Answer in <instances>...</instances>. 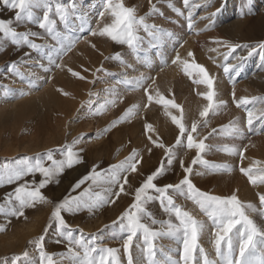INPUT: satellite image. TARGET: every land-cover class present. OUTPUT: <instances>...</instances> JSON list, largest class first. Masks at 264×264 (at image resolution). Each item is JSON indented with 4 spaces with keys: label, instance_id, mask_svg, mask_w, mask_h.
I'll list each match as a JSON object with an SVG mask.
<instances>
[{
    "label": "rangeland",
    "instance_id": "1",
    "mask_svg": "<svg viewBox=\"0 0 264 264\" xmlns=\"http://www.w3.org/2000/svg\"><path fill=\"white\" fill-rule=\"evenodd\" d=\"M174 1L124 0L125 6L136 8L138 16H146L148 23H154L164 30L160 36L162 40L161 42L165 44L169 42L170 44L168 50L163 53L161 58L163 67H167V63L170 62V60L172 61L175 59L176 53L179 52L181 59L188 60L189 62L195 60L196 63L202 64L209 71L210 67L207 65V62L212 56L211 49H219L223 47L222 51H227L226 47L217 45L213 41L223 40L241 45L255 44L264 41V0H238V16L232 18V20L238 19L239 23L233 38L220 33L215 24L216 21L214 20L212 21L210 28L206 27L208 24L207 21L202 22L195 20L193 27L189 29L186 21L188 9L184 8L180 3L181 0H177L179 2H176V0ZM56 2L57 0H51L53 6V18L57 19V30L61 32L62 36L66 37L64 44H69L75 41L74 46L57 60V63L62 64V68H56L53 66L51 72H45L35 64V61H40L45 67L49 66L47 58L44 57V52L37 54L35 50L28 48L26 45H13L10 38L6 39L0 34V86H2L0 87V111L4 109V104L14 103L15 105H18L21 102L30 99L32 96H36L42 92L44 87L49 85H53L55 89H57L56 91L61 92L59 95L62 98L67 97L72 93L71 89L74 83L79 81V78L72 76L69 69L74 72H81L83 69V63L79 62L77 57L81 54L83 55H80L81 58L83 57L82 59L87 58V52H85V50L88 46H90L88 48H95L94 50L92 49L94 53H101V46H98L97 44V36H92L87 29L89 27H97V23L100 20L98 13L103 9V0H95L92 5L90 4L91 0H88V5H86L87 8L84 10L82 8L85 3L84 0H59V2L66 5L72 2L76 3L78 11L75 15L70 16L67 26L61 24L58 17L55 16L54 10ZM169 4L180 8L184 12V16H179L175 13L174 9L168 6ZM152 5H155L158 11L153 12ZM217 7H222L223 9L225 3L222 5V2L219 0V3L215 8ZM34 11L37 16L42 18L44 11L43 7L35 9ZM89 11L90 13L93 11L95 14L93 16L85 17L86 13ZM9 18L14 19V11L0 3V19ZM104 22H110V17H106L101 24ZM173 22L176 24L179 23V28L174 30L171 29ZM13 26L17 27L18 31L31 30L37 32L39 34L37 37H30L34 43L55 44L57 48L60 47L59 44H56V41L52 40L49 33L40 29L35 23L27 20L22 22L14 21ZM168 32H172L173 36L175 35L173 39L171 36L172 40L169 39L170 36L167 35ZM141 34L145 36V39H149L145 33L142 32ZM99 38H101L103 44H110L111 40L107 37ZM147 40H144L140 50L136 53H133L126 45H119L111 41V46L115 51L113 50V53L110 51L111 53H109V55L114 57L117 52H120L121 60L124 64L126 61L131 60L132 57L137 58L139 56L143 58L146 54V49L149 48L151 51L158 49L156 44L154 47L150 45ZM200 40L204 41V46L201 45L202 47H196V42ZM189 52L193 53L192 57L188 56ZM29 53H31V55H29ZM257 54L261 56L259 52ZM164 55L167 57H164ZM235 55H246V50L238 48L236 52L233 53V56ZM41 57L44 58L41 59ZM231 59L232 58L230 57V60ZM12 62L16 63L18 71L25 74L26 78L24 80L8 71ZM110 62L109 68L105 75L102 76L103 83L96 93V99L90 106L88 114L93 112L97 113L96 110L106 101L115 100L116 102L115 104H111L112 108L105 113L106 116L109 115L107 118L98 120L99 117H97V119H83L81 121L82 127L77 132V138L81 139L79 142L72 143L70 146H72L75 151L80 152L84 162L75 165L70 169L66 168L53 183L42 190L47 197L51 198L53 203L62 200L64 196L78 195L84 187H88L92 183L90 180L86 181L85 184L81 186V189H78L75 192L73 191V186L83 176L88 174L95 165L98 164L99 167L97 171L102 172L110 165L118 164L131 155L133 149L140 153V164L138 167L140 168V172L143 173V175L136 173L129 174V182L133 189L139 186V184L143 182V179L159 167L162 162L166 165L165 149L156 147V144L163 143L166 148H173L176 154L174 163L170 168H167L164 179H157L156 183L159 185L166 182L178 183L184 175L180 167V160L184 161L185 166H189L192 159L196 156L195 150L187 149L186 138H184L183 144L178 145L176 144V138L178 136L174 137V139L167 134L172 133L174 130L179 133L177 126L172 123V116H182L183 122L187 128H190L192 124L191 122L200 116V111H202L203 107L207 104V101L202 95H200V93L207 91L206 86L194 84L193 81L183 73L182 67L176 65L170 68L173 74L171 75V79H168L172 82H179L181 79L186 78L188 83L187 86L183 87L182 92L179 94L181 97L177 99L176 95L172 99L176 104L181 106L183 109L182 114L179 109L170 106L166 109L164 105L156 104L154 102L155 99H153L152 102H149V95L155 98L157 92H159L168 99L167 95H164V92L172 90L171 87L165 83H163V88L160 85V87L157 88L158 83L155 82L156 80L153 83L155 77L151 72H147L148 74L146 76H150L152 79L148 80L146 84H139L141 87H139V85H127L121 82L124 79V75L126 74L128 78H136L135 74L130 76L128 74V67H124L121 64V61L113 59L110 60ZM214 65L215 68H219L218 61H216ZM29 73L32 74L31 84L36 85L35 87H32L28 82ZM37 76L41 79L43 85H41L40 82H35V77ZM53 77L54 79H57L56 82H52ZM137 78H139V76H137ZM228 80L224 84V88H226V90L233 88L236 99L241 97L251 98L253 96H264V76L261 79L255 80L254 84L245 83L240 92H237V89L234 88L236 82L230 79ZM119 83L122 84L121 87H118L117 84ZM112 86H115L114 92L109 91ZM6 89L11 90L10 94L7 96H5ZM145 89H147V91H145ZM20 91H24L27 94L20 96ZM232 93L233 92H227V94L221 96L220 99L226 101V105L212 111L214 113L212 118L218 121L214 127L221 131L223 126L228 125L232 121L238 120V126L243 129V137L233 138V136H230L229 134L225 137H219L216 135H210L205 138L194 137L196 140L204 139L206 145L209 146L203 154L204 159L215 164H229L231 170H221L216 172L206 168L204 165L198 164L193 166L194 172L190 178H192L197 187L203 191H209L216 195H230L233 192H236L244 203L247 204L250 202L258 207L259 199L257 193L264 192V185L253 186L239 169L241 167L252 166L256 162H259L261 166H264V126H261L255 121L253 129L249 130L246 123L247 113L244 108L236 107L233 102ZM134 106L133 114L125 120H120V117L123 116L129 108H133ZM247 107L260 108L264 107V104L257 102L255 105L249 104ZM5 108L7 109L8 107ZM233 109L238 110V113H240L238 118L235 120L231 118L226 119L223 114H227ZM43 111L38 115L25 117L18 122L12 119H9L5 123L0 122V178L6 173V169L4 168L5 164H8L10 167H15L16 161L25 157L30 158L31 162L34 163L38 155L40 158L44 159L46 164H50V162L46 160V152L50 149L55 150L66 145L65 142L62 143L59 140L58 129H61V127L58 128L57 126L61 121L59 119L57 121L55 120L54 112L52 114L50 111L46 110L44 111L45 113H43ZM114 121L119 122L113 126ZM147 124L152 125L153 130L151 132L146 129ZM105 129H108V131H105ZM39 138H41V140ZM36 139L41 142L45 139L46 145L29 153L22 149L15 153L7 152L8 149H14L16 146L20 145L22 140H31L34 142ZM104 141L113 142L115 144V148L110 149L113 150L111 153L112 155L108 151H103L99 154H87V149H91L95 145H99ZM153 141H155V143H153ZM226 145L228 147L236 145L240 151H243V160H241L238 153L230 155L224 152L223 149ZM121 146L124 148V153L121 158L116 159L113 157L114 152ZM149 148L151 149V152L148 151ZM82 149L83 151H81ZM54 155L57 159L61 158L59 152H55ZM257 166L258 164L255 166V169L259 168ZM196 172L203 174L196 175ZM25 179L31 180L32 177L29 176ZM36 179L39 180L40 177L37 176ZM16 186V184L5 185L3 184L2 179H0V205H4L5 207V210L0 212V243L8 240L11 236L18 235L24 237V242L22 249H20L21 251H19L21 254L19 253L17 255L18 251H13L12 253V251L9 250L0 253V264H4L5 258H7V264H11L12 258L17 256L21 257L18 264H41L39 251L33 242L39 239L41 235H45L44 230L48 226L51 211L53 210V204H37L34 208L25 209L23 216L12 215L10 211L12 206L6 203L4 196L6 193L11 192ZM94 188L96 191H102V187L94 186ZM125 188L126 191H128L127 185ZM114 191H118V188L114 189ZM171 194L174 195L178 205L185 210L192 212L196 218L205 220L206 227L202 232L201 237L202 235L210 236L213 230V225L211 224V221H208L203 213L200 212L199 207L194 205L191 201L186 200L184 197L175 193ZM132 199V195L122 194L121 198L116 200V203L114 204L109 203L93 211L81 210L79 214L75 215H64L70 227L77 230L74 232V235L79 236L81 231L86 237H90L91 234H97L99 237L97 246L120 248L119 258L122 264H127V257L122 248V240L125 238L126 233H121L118 225H113L112 222L118 219L121 213L132 202ZM16 207H18V205H16ZM147 208L153 213L154 218L157 220L167 219V215L162 212L160 205L157 202L149 203ZM253 215V219H255V213H253ZM259 226L264 228V221ZM155 227H159V225ZM57 239L63 238L56 235L55 226L53 225V227L47 232L45 240L43 241L45 250L48 254L53 255L54 264H69V261L62 260V257L60 256V253L65 251L66 244L56 243ZM156 244L158 260H164L165 253L171 255L173 259H179L181 241L176 237H158ZM143 247L142 240L138 237L134 240L132 254L134 260L145 261L146 264L145 254L142 251ZM161 248L163 249V252L160 251ZM204 248L207 252L209 251L206 247ZM25 251L28 252L26 258L23 256ZM262 252H264V245L258 243L257 250L251 257L253 264H260ZM94 255L98 258V253ZM208 255L210 259H215V254L211 253L210 255L208 253Z\"/></svg>",
    "mask_w": 264,
    "mask_h": 264
},
{
    "label": "snow or ice",
    "instance_id": "2",
    "mask_svg": "<svg viewBox=\"0 0 264 264\" xmlns=\"http://www.w3.org/2000/svg\"><path fill=\"white\" fill-rule=\"evenodd\" d=\"M222 5L225 0H221ZM4 6L14 11V19H0V34L6 39L11 40L13 45H26L28 48L35 50L37 54L44 52V57L47 58L48 67H45L40 61H35V64L45 72H51L52 67L62 68V64L57 63V60L63 54H66L75 44V41L64 44L66 37L62 36L61 32L57 30V19L53 18V6L51 0H0ZM184 8L188 9L186 21L187 27L191 29L197 17L194 10L203 7L206 15L198 17L201 21H207L206 27H211V23L221 11L222 7L215 8L214 11H208L212 7L210 0H201L200 3L191 4L190 0H183ZM173 8L179 16H184V12L172 4L168 5ZM43 7L44 11L42 18L37 16L35 9ZM55 16L61 24L67 26L70 16L77 13L76 3L72 2L64 4L55 3ZM152 11L156 12L158 9L152 5ZM98 16L100 20L96 28L89 27L87 31L92 36L107 37L112 42L119 45H126L133 53L140 50L147 35L148 43L156 46L155 42L160 40L161 34L164 30L157 25L148 23L147 17L144 15H137L135 7L125 6L124 0H103V9L99 11ZM106 17H110V22H104ZM29 21L38 25L40 29L45 30L51 35L52 40L56 41L60 47L55 44H37L34 43L30 37H37L39 34L35 31L26 30L18 31L14 27L15 22ZM83 30V29H82ZM172 36V32L167 33ZM217 45H222L227 48V52L223 53L224 63L220 66L223 68V73L231 78L233 73H239L244 67L246 61L258 52L261 54V59L264 60V41L255 44H238L223 40L213 41ZM238 48L246 50V55H235ZM213 52L218 51V48L211 49ZM163 55V52H159ZM31 55V53H29ZM189 57L193 56L192 52L188 53ZM44 57H41L43 59ZM230 57L232 58L230 60ZM115 59L121 61L124 67L130 65L124 64L121 60V53L117 52L114 57H106V59ZM148 64L147 61L144 62ZM172 64L182 67L183 73L193 81L196 85L206 86L207 91L200 93L207 101V104L200 111V117H207L210 111H215L226 105V101L219 98L218 91L214 87L216 77L210 75L208 70L195 60L189 62L181 59L179 52L176 53L175 59L171 61ZM8 71L14 73L16 76L24 80L25 74L17 70V65L12 62ZM102 71V69H97ZM72 76L79 79H85L79 72H74L69 69ZM95 75V73H94ZM32 74H28V82L32 87L36 85L31 84ZM35 79H39L35 77ZM152 77L145 76L143 73L139 78H128L125 74L121 81L127 85L146 84ZM154 83V80H153ZM2 87V86H0ZM109 91L114 92L115 86H112ZM147 91V89H145ZM10 89H6L5 96L9 95ZM27 93L20 91L19 95L24 96ZM93 93H89L91 97ZM233 102L236 107L244 108L247 113V126L249 130L253 129L255 121H260L264 125V107L248 108L249 104L255 105L257 102L264 104V96L256 97H241L235 98L233 91ZM155 99L156 104H162L167 109L169 106L179 109L183 114V109L174 100H168L159 92L156 97L149 95L148 100L152 102ZM90 102V101H89ZM115 100L106 101L102 103L96 110L97 113L105 108L107 104H115ZM134 108H129L120 120L129 118L134 111ZM172 123L179 129L180 135L176 138V144H183L186 138V147L190 150H195L196 156L192 159L189 166L184 165V161L180 160V167L184 173L183 178L178 183L166 182L162 185L156 183L157 179H164L167 168H170L175 159V151L173 148H166L163 143L156 144V147L165 149L166 165L162 162L159 167L146 176L139 186L132 188L129 182V174L136 173L143 175L140 172L138 165L140 164V153L135 149L132 150L131 155L126 157L118 164H112L102 172L97 171L99 165H95L88 174L83 176L74 186L73 191L81 189V186L86 181L92 183L88 187H84L78 195L64 196L62 200L53 203L51 198L47 197L42 190L53 183L56 178L62 174L66 168H72L75 165L84 162L80 152L74 150L72 146L65 145L55 150H48L45 154L46 160L50 164H46L44 159L38 155L35 162L25 157L16 161L15 167H10L8 164L4 165L6 169L5 175L0 178L5 185L16 184L17 186L9 193H6L4 200L8 205H11L10 211L12 215L23 216L25 209L34 208L37 204H53L50 220L48 226L45 228V235H41L39 239L34 241L36 248L39 251V259L41 264H54L53 255L48 254L45 250L43 241L46 234L55 226V233L58 237L56 243H65L66 249L60 253L62 260L69 261V264H122L119 258L120 248L118 247H98L97 241L99 239L97 234H91L86 237L81 231L79 236L74 235L76 229H72L65 218L64 214L75 215L79 214L81 210L93 211L109 203H116V200L121 198V195H132V202L121 213L117 220L113 221V225H118L121 233H126L122 240V248L127 257V264H145V261L134 260L132 248L134 240L141 238L143 244V253L145 254L146 264H253L251 259L252 254L257 250V244L264 245V228L260 227L255 219L253 213L257 211V206L253 203H244L236 192L230 195H216L209 191H203L190 178L193 175L195 165H204L206 168L219 172L221 170L230 171L229 164H215L203 158V154L209 147L206 145L204 139L196 140L193 133L197 132L201 121H193L190 128L185 126L182 116H172ZM119 121H114L113 126ZM207 124V121H203ZM146 129L151 132L153 130L151 124L146 125ZM108 131V129H105ZM216 129H213L215 132ZM221 131L228 133L233 138H242L243 129L238 126V120L232 121L228 125L222 127ZM211 135V133L209 134ZM81 138H77L79 142ZM151 139V138H150ZM155 143V141H153ZM83 151V149L81 150ZM151 152V149H148ZM228 154H239L241 160L244 158V152L233 145H227L223 149ZM59 152L60 157L57 159L54 155ZM259 163V162H256ZM255 164L249 167H241L239 171L248 178V181L253 185H264V166L255 169ZM203 173L196 172V175ZM31 176V180L25 179ZM40 179L37 180L36 177ZM128 186L126 191L125 186ZM95 187H102V191H96ZM118 191H114L117 189ZM175 193L186 200L191 201L194 205L199 207L200 212L213 225L212 230V247L214 248L215 259H210L207 251L200 244V237L205 230L206 223L204 219H198L192 212L185 210L177 204L174 195ZM259 206L261 215H264V192H258ZM151 202H157L163 213L167 215V219L157 220L153 213L148 210L147 205ZM18 205V207H16ZM4 205H0V212L4 211ZM159 225V227H155ZM176 237L181 241L179 250V259L165 253L164 260L157 259V238L158 237ZM139 243V242H138ZM163 252V249H160ZM98 253V258L94 254ZM23 256L26 258L28 252L25 251ZM21 257L12 258L11 264H18ZM7 264V258L4 260ZM260 264H264V252L261 254Z\"/></svg>",
    "mask_w": 264,
    "mask_h": 264
},
{
    "label": "bare ground",
    "instance_id": "3",
    "mask_svg": "<svg viewBox=\"0 0 264 264\" xmlns=\"http://www.w3.org/2000/svg\"><path fill=\"white\" fill-rule=\"evenodd\" d=\"M88 0H84V6L82 7L83 10L88 5L87 2ZM90 1V0H89ZM95 0H91L90 4ZM174 1V0H173ZM221 1V0H220ZM175 2V1H174ZM176 2H179L176 0ZM201 0H190L191 4H196L200 3ZM238 0H225V7L222 9V11L214 17L215 24L217 25V29L220 33L226 35L227 37L233 38L237 31V25L239 23L238 19H233L238 16ZM180 3L183 5V0L180 1ZM210 3L212 4V7L208 9V11H214L215 6L219 3V0H210ZM184 6V5H183ZM91 7V6H90ZM98 7V6H97ZM93 8V7H92ZM90 8V9H92ZM89 9V8H88ZM142 10V9H141ZM170 11V9L168 8ZM142 12V11H141ZM176 13V12H175ZM95 13L93 11L90 13H86L85 17L88 16H93ZM194 14L197 17V21H201L198 19V17L206 15V12L203 7L195 9ZM171 15V13H170ZM238 18V17H237ZM205 22V21H202ZM166 23V22H165ZM214 23V22H213ZM179 24V23H178ZM173 22L171 25V29H176L179 28L180 25H178ZM216 33V32H214ZM175 36V35H174ZM172 35V39L174 38ZM170 40L171 36L169 37ZM107 40V39H106ZM105 40V41H106ZM147 40V39H145ZM204 40V39H202ZM197 41L196 42V47H199L204 43V41ZM161 38L159 41H156L155 44L157 45L158 49L157 50H149L146 49L145 52L146 54L144 55L143 58L137 57V58H131V60L126 61L125 64L130 65L128 67V74L130 76L134 75L139 76L143 73L145 76L151 72L153 76L155 77L154 81L158 83V87L163 86V83L167 84L168 86L171 87V91L169 92H164V95H167V98L172 100L173 97H181L179 94L182 92L183 87L187 86V81L186 78L181 79L179 82L171 81V75L173 74L170 70L173 66H176L170 62H168L167 67H163L162 65V56L158 54L159 52H166L169 48V42L166 44L161 42ZM148 42V40H147ZM146 43V41H145ZM97 44L98 46H101V53H94V47L88 48L90 46H86L87 49L85 52H87L86 56L87 58L82 59L80 55L77 57L79 59V62H82L83 64V69L79 73L81 76H83L85 79L81 80L78 79L76 83L72 86V93L70 95H66L67 97H61L59 93L56 91L55 87L53 85H49L47 87H44L42 89V92L37 94L36 96H32L30 99L21 102L18 105H15L14 103L12 104H4V109L0 111V122L5 123L9 119L15 120L16 122L21 121L25 117H32L35 115L40 114V112L43 111H50L55 113V120L57 121L58 119L61 121V123L57 126L58 128L61 127V129H58L59 133V140L60 142H65L66 145H71L76 141L77 138V132L80 130L82 127L81 121L83 119H88L91 120L93 118H98L103 119L107 118L109 115H105V113L112 108L111 104H107V106L103 109H101L98 113H90L88 114V110L90 109V106L94 103L96 99V93L100 89L103 79L102 76L105 75L107 69L110 66V60H113L112 58L106 59V57H111L109 53H113V47L111 46V41L110 44H103L101 41V38L97 36ZM148 45V44H147ZM117 46V45H116ZM146 46V45H145ZM204 46V45H203ZM217 46V45H215ZM214 46V47H215ZM119 47V46H118ZM116 47V48H118ZM202 47V46H201ZM85 48V47H84ZM100 48V47H99ZM115 48V47H114ZM93 49V50H92ZM144 49V48H143ZM222 48H219L218 51L213 52L212 51V56L209 58V61L207 62V65L210 67L209 69V74L213 75L216 77V82H215V88L218 91L219 98L227 92H233V88H230L226 90L224 88V84L228 79L233 80L236 82V86L234 87L237 89V92H240L241 88L245 83L249 84H254L255 80L261 79L264 76V66H263V60L261 59V56L259 54L252 56L249 58L246 63L244 64V67L240 70L239 73H233L231 78L226 76L223 73V68L222 65L224 63L223 61V56L222 54L227 52V51H222ZM111 51V52H110ZM115 51V50H114ZM169 54V53H168ZM83 56V55H81ZM164 57H167L164 55ZM170 59V58H169ZM147 61L148 64H145L144 62ZM219 62V68H215L214 64L215 62ZM97 69H102V71H97ZM79 70V69H78ZM148 72V73H147ZM95 73V75H94ZM122 74V73H121ZM170 76V77H168ZM38 77V76H37ZM51 77V76H50ZM78 78V77H77ZM170 78V79H168ZM52 82H56L57 79L52 78ZM244 81V82H243ZM36 83H41L43 85V82L39 78L38 80H35ZM229 82V80H228ZM227 82V83H228ZM118 87H121L122 84L119 83L117 84ZM156 85V84H154ZM160 85V86H159ZM157 86V85H156ZM227 86V85H226ZM58 87V86H57ZM139 87H141L139 85ZM143 87V86H142ZM164 87V86H163ZM162 87V88H163ZM89 93H93V95L90 97ZM162 93V92H161ZM63 96V95H62ZM240 96V95H239ZM90 101V102H89ZM155 102V101H154ZM5 107H8L10 109H6ZM147 108V107H146ZM43 111V113H45ZM213 112L210 111L209 115L207 117H197L196 120L194 121H201L202 123L197 129V132L193 133L194 137H200V138H205L211 135H216L219 137H225L228 135L226 132H221L218 129L214 127V125L218 122L217 120L213 119ZM240 113H238V110L233 109L231 112H228L227 114H223V116L226 119H237ZM221 117V116H220ZM207 121V124H204L203 121ZM258 124L261 125L260 121H257ZM192 123V122H191ZM264 126V125H261ZM213 129H216L215 132H213ZM61 130V131H60ZM177 134V131H173L172 133L167 134L168 136L170 135L171 138H174L176 136H179ZM41 140V138H39ZM169 139V138H168ZM175 139V138H174ZM40 140H35L34 142L29 140L25 141L22 140L20 145L16 146L14 149H8V153H15L18 150H23L25 152H32L35 150L40 149L41 147H44L46 145V140L44 139L43 142ZM172 140V139H171ZM125 147V146H124ZM111 148H115V144L109 141H104L100 143L99 145H95L91 149H87V154L90 155L92 153L94 154H99L103 151H108L110 154L112 153L113 150H110ZM10 150V151H9ZM124 153V148L121 146L118 150L114 152L113 157L116 159H119L122 157ZM112 155V154H111ZM111 159V158H110ZM113 159V158H112ZM114 159V160H116ZM254 163V162H253ZM255 166L258 164L257 167H260V163H254ZM260 164V165H259ZM254 216V215H253ZM264 215H261V210L259 206L257 207V211L255 212V221L257 222L258 225H261L264 221ZM206 235V234H205ZM24 242V237L21 235L18 236H11L8 240L2 241L0 243V253L4 251H18L17 255L21 251ZM200 244L203 247H206L211 255L215 254L214 253V248L212 247V235L210 236H204L200 237ZM21 254V253H20Z\"/></svg>",
    "mask_w": 264,
    "mask_h": 264
}]
</instances>
